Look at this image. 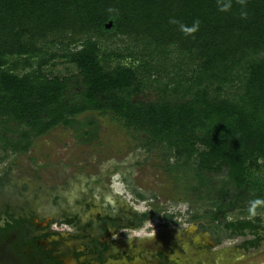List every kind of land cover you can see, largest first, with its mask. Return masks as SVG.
<instances>
[{
	"label": "trees",
	"instance_id": "trees-1",
	"mask_svg": "<svg viewBox=\"0 0 264 264\" xmlns=\"http://www.w3.org/2000/svg\"><path fill=\"white\" fill-rule=\"evenodd\" d=\"M228 2L0 0V145L27 152L57 126L89 142L98 114L137 147L169 152L162 168L188 194L210 193L223 164L243 178L248 158L264 154V0L221 11ZM197 19L185 35L180 24ZM60 61L77 72L49 75ZM148 90L157 97L142 98ZM5 214L0 255L30 264L32 220Z\"/></svg>",
	"mask_w": 264,
	"mask_h": 264
},
{
	"label": "rangeland",
	"instance_id": "rangeland-1",
	"mask_svg": "<svg viewBox=\"0 0 264 264\" xmlns=\"http://www.w3.org/2000/svg\"><path fill=\"white\" fill-rule=\"evenodd\" d=\"M46 72L71 76L77 70L73 64L60 61ZM141 97L155 99L157 95L148 90ZM94 116L100 129L89 142L79 140L73 129L57 126L37 137L27 152L9 153L3 160L0 149V182L4 178L0 211L9 208L57 232L55 237L62 241L60 249L68 255L69 264H76L69 257L71 249L105 233L112 240L138 242L176 230L171 235L188 234L193 246L200 243L203 234L210 241L212 232L199 228V221L190 217L201 204L162 168L167 159L172 160L171 154L162 148L137 147L138 140L118 123L107 116ZM138 192L144 196L139 197ZM133 212L140 215L139 220L142 213H148L141 219V228H115L118 223L127 224ZM165 213L173 217L166 220ZM67 217L73 222L68 223ZM104 224L109 228H101ZM165 225L191 228L185 231ZM237 242L240 239L225 240L220 246Z\"/></svg>",
	"mask_w": 264,
	"mask_h": 264
},
{
	"label": "flooded vegetation",
	"instance_id": "flooded-vegetation-1",
	"mask_svg": "<svg viewBox=\"0 0 264 264\" xmlns=\"http://www.w3.org/2000/svg\"><path fill=\"white\" fill-rule=\"evenodd\" d=\"M0 149L4 152V160L11 150L2 145ZM246 166V175L236 178L229 177V167L223 164L220 169L210 173V193L199 191L195 196L192 195L201 204V209L196 210L190 217L199 221V228L212 232L210 241L203 234L200 243L193 246L188 234L171 235L176 230H167L164 235H155L138 242L112 240L105 233L80 247H74L69 251V257L76 264H200L205 261L217 264L214 259L219 264H264V205L257 207L256 215L249 211L252 201L264 200V154L258 153L248 158ZM1 183H4V178ZM202 189L206 190L205 187ZM6 212L29 221L28 217L17 215L9 208L1 210L0 215L5 216ZM139 217L138 213L133 212L128 216L127 224L118 223L115 228H141L140 222L143 218L139 220ZM163 217L168 220L173 216L165 213ZM4 220L5 217L1 218L0 223L3 224ZM69 220L66 221L73 222V219ZM31 222L32 224L25 227L33 228L30 234L33 242L28 246L31 252H34V248L38 251L30 264H46L50 260L60 264L71 263L70 260L67 262L66 252H61L62 241L55 237L57 232L44 224ZM101 228L109 227L104 224ZM164 228H185L188 231L191 226L165 225ZM230 239H240V242L220 246ZM0 264L15 263L0 257Z\"/></svg>",
	"mask_w": 264,
	"mask_h": 264
},
{
	"label": "clouds",
	"instance_id": "clouds-1",
	"mask_svg": "<svg viewBox=\"0 0 264 264\" xmlns=\"http://www.w3.org/2000/svg\"><path fill=\"white\" fill-rule=\"evenodd\" d=\"M239 3L244 4L245 0H238ZM231 8V3L230 0L228 3H224L221 7L220 10L221 11H227ZM111 10V9H110ZM242 17L247 16V13L242 12L241 13ZM169 23H180L178 20L176 19H170ZM199 25H200V21L197 19L192 26H186L184 24H180V29L182 32H184L185 35H193L196 31H198L199 29ZM264 205V200L261 199H256L254 201L251 202V207L249 209V211L251 212L252 215H256V209L258 206H262Z\"/></svg>",
	"mask_w": 264,
	"mask_h": 264
}]
</instances>
